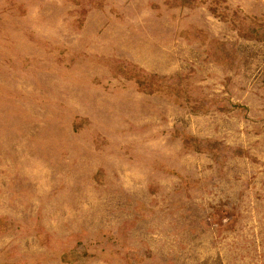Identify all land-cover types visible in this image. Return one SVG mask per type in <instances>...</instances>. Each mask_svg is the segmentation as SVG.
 <instances>
[{
	"label": "rangeland",
	"instance_id": "rangeland-1",
	"mask_svg": "<svg viewBox=\"0 0 264 264\" xmlns=\"http://www.w3.org/2000/svg\"><path fill=\"white\" fill-rule=\"evenodd\" d=\"M0 264H264V0H0Z\"/></svg>",
	"mask_w": 264,
	"mask_h": 264
}]
</instances>
